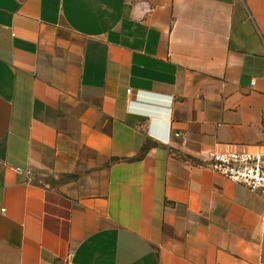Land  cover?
Returning a JSON list of instances; mask_svg holds the SVG:
<instances>
[{
  "label": "crops",
  "instance_id": "1",
  "mask_svg": "<svg viewBox=\"0 0 264 264\" xmlns=\"http://www.w3.org/2000/svg\"><path fill=\"white\" fill-rule=\"evenodd\" d=\"M263 143L264 0H0V264H264Z\"/></svg>",
  "mask_w": 264,
  "mask_h": 264
},
{
  "label": "built area",
  "instance_id": "2",
  "mask_svg": "<svg viewBox=\"0 0 264 264\" xmlns=\"http://www.w3.org/2000/svg\"><path fill=\"white\" fill-rule=\"evenodd\" d=\"M203 161L212 171L250 190L264 191V143L255 149H211Z\"/></svg>",
  "mask_w": 264,
  "mask_h": 264
}]
</instances>
